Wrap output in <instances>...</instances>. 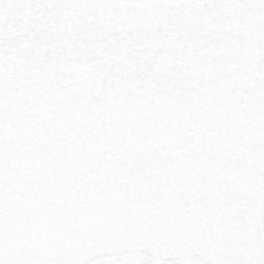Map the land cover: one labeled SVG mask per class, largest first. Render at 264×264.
<instances>
[{
	"label": "snow or ice",
	"instance_id": "obj_1",
	"mask_svg": "<svg viewBox=\"0 0 264 264\" xmlns=\"http://www.w3.org/2000/svg\"><path fill=\"white\" fill-rule=\"evenodd\" d=\"M0 264H264V0H0Z\"/></svg>",
	"mask_w": 264,
	"mask_h": 264
}]
</instances>
